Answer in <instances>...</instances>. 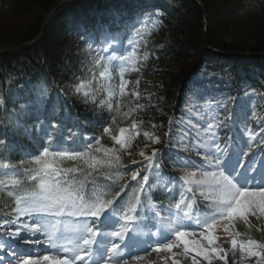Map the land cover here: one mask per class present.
Masks as SVG:
<instances>
[{"label": "trees", "instance_id": "trees-1", "mask_svg": "<svg viewBox=\"0 0 264 264\" xmlns=\"http://www.w3.org/2000/svg\"><path fill=\"white\" fill-rule=\"evenodd\" d=\"M44 1H0V17H7L11 22L9 25L0 23V48L25 43L40 33L43 17L35 23L29 8L31 4ZM46 1L49 4L47 8H50L57 0ZM92 1L97 0H77L73 4ZM122 1L125 13L121 18L115 20V16H109L111 11L106 10L102 13L105 22L112 17L114 25L120 26L123 21L147 12L155 15L162 24L152 30L144 41L141 54H147V59L140 57L137 70L127 76L129 83L125 94H118L112 110L106 105L101 106L96 98L73 96L67 91L65 77L49 68L42 58L45 50H48L45 38L30 47L0 55V137L4 144L15 151L22 149L30 152L31 156L38 155L44 148L35 132L27 135L26 132L21 133V129L13 130L12 123L17 119L23 120L27 126L32 121L43 119L46 122L43 131L50 129L51 121L59 120L61 129L57 133L78 151L84 150L76 146L84 144L83 135L95 134L101 143L94 147L93 152L103 160L106 159L104 152L95 151L96 148H117V154L121 156L119 163L97 164L94 168H90L83 159L63 160L62 163L65 169H78L68 172V180L74 185L80 181H93L100 183L102 191L110 195L119 191L124 184L132 186L133 182L131 177H126V171L139 168L138 163H132V160L140 161L139 146L149 141L151 136L165 140L169 117L180 108V90L185 86V92L190 91L191 82L203 70L210 75H225L231 79L230 88L226 90L227 97L246 88L264 95V56L245 54L264 52V20H260L261 24H256L257 27L253 24L225 25L223 28L213 26V30L204 38L203 10L196 0ZM202 1L208 10V0ZM97 3L106 9V0H98ZM71 5L72 2L64 4L58 12L63 11L61 17L70 24L68 32L75 36L76 26L72 23L74 18L69 10ZM238 10L243 15L261 12L264 10V0H241ZM96 18V14H93V21ZM205 43L232 56H219L225 54L207 49ZM213 56L229 61L230 67L234 65V71L210 68L213 67L210 64L214 60ZM232 72L235 77H232ZM24 112L26 115H23ZM133 121L136 124L134 131L139 134L134 136L128 148L121 149L110 136L103 133L105 127H111L114 135L118 134L121 127L131 130ZM55 132L51 131L50 134L55 135ZM4 144L0 147V157H6ZM26 184L29 183L26 181ZM7 193L8 190L0 188V212L13 207L14 197ZM128 195L130 189L126 188L120 198L124 199Z\"/></svg>", "mask_w": 264, "mask_h": 264}, {"label": "snow or ice", "instance_id": "snow-or-ice-1", "mask_svg": "<svg viewBox=\"0 0 264 264\" xmlns=\"http://www.w3.org/2000/svg\"><path fill=\"white\" fill-rule=\"evenodd\" d=\"M144 59H147V54ZM122 60L134 66L136 55L134 52L129 53L123 56ZM125 71H127V67H121V83L119 84L121 96L125 94V87L128 83L123 80ZM83 87L85 86H78L76 91L80 92ZM109 95L111 96L113 93L110 92ZM108 107L112 108V104L109 103ZM224 107L226 110V106ZM230 116L231 114L229 117H225V121ZM211 119L213 123H208L205 129L211 135L203 141L198 140L193 145L196 155H201V150L203 151L202 159L197 162L190 157L181 161L186 166L198 171L188 172L183 177L184 183L181 185L183 191L180 201L175 204L176 211L172 212L169 209L172 219L165 224L163 221L167 218L160 217L159 212L156 213L162 222L156 226L155 235L159 237V241L167 240L169 234L173 235L175 239L169 240L167 243L157 242L152 251H171L174 247L182 244L185 254L194 253L191 256L192 264H201L198 257L207 261V264H213V261L229 264V253H231L232 264H236L237 259L240 264H264V242L250 237L240 238L239 232L228 229V226H234L236 221H243L251 227L249 217H255L257 220L264 218V171L253 174L255 169H248L243 163H240V159L248 155L247 152L230 154L227 143L221 146L215 129L226 125L224 121L217 122L218 116H213ZM135 128L136 124L133 121L131 130L121 127L118 134L114 135L111 127H105L103 133L110 136L123 149L130 147L134 136L139 134L134 131ZM88 139L85 137L83 145H76L83 147V151H66L62 150L65 147L64 142L54 139L53 135L49 134L47 146L38 155L33 156L31 160L19 162L20 165L33 164L36 166L34 174L29 175L28 178L38 182V190L18 196L13 209L15 218L0 221V233H3V237L0 238V264H96V261L93 260L94 245L100 264H121L124 249L139 243L134 239L135 224L143 217L137 215V209L141 208L142 210V197L151 200V191L155 185L148 182L149 175L154 168H159V164H153L154 159H158V150L153 149L151 155L148 156H145L144 152L140 153V156L147 161L142 169L146 174L140 176L141 169L131 172V180L137 181V186L130 189L128 206L121 216L122 222L114 221L111 215L104 216L105 224H118L119 226L116 231L101 233L98 229L94 230L91 225L101 223V216L113 205V200L125 192L129 186L127 184L120 186L113 199L109 200H104L95 194L93 198L87 199L82 191L77 195L70 190L72 182L63 180L61 177L66 172H74L78 169H62L58 166V161L83 159L89 163L90 168H94L97 164L112 165L121 161V156L117 154L119 151L117 148H96L95 151L104 152L105 160H97L92 157L94 145L87 143ZM156 142H159V137L156 138ZM100 143V139L95 140L96 145H100ZM3 144L4 140L0 139V146ZM128 154L131 155V153ZM132 163H138V161L132 160ZM9 167L14 169L16 165L0 163V168ZM198 175L199 178H197ZM137 177L140 179L137 180ZM5 183V180H0V185ZM7 183L18 185L20 181L11 177ZM185 192L191 193V197L186 196ZM197 192L200 197L209 202V211L192 215L188 211H184L181 206L184 205V208L192 209L197 199ZM186 200L188 203H185ZM61 216L73 225L69 228V225L65 224V228L75 235V241L69 240L67 245L57 243L58 239L64 238V234H61V237H55V232L58 231L56 225L51 226L52 232L49 233V218ZM21 217L26 219L21 220ZM56 223L59 224L60 221L57 220ZM221 224L231 238V247L227 250L216 243L218 239L215 234L216 229ZM194 228L203 229L199 233L200 239L195 238L197 236L195 231H189ZM130 232L133 233L131 237L129 236ZM21 233L25 235L22 236ZM38 233L45 235L46 238L43 241L25 238L26 236L35 237ZM98 235L105 237L110 235L112 237L110 246L98 243ZM126 238L129 240L127 244L125 243ZM4 240L7 243L3 242ZM41 243L51 246L46 250L48 254L41 255L30 247H25V245ZM122 244L124 248L121 247ZM134 259L139 260L140 257L136 256ZM123 264H127V261H124Z\"/></svg>", "mask_w": 264, "mask_h": 264}, {"label": "rangeland", "instance_id": "rangeland-1", "mask_svg": "<svg viewBox=\"0 0 264 264\" xmlns=\"http://www.w3.org/2000/svg\"><path fill=\"white\" fill-rule=\"evenodd\" d=\"M0 1L9 2L11 0ZM200 1L203 3L202 0ZM97 2L98 0L96 2L92 1V3L95 4L93 6L91 2H80L78 4H73L72 2L69 10H71L70 14L72 18H74L75 24L73 21L72 23L76 26L74 30L77 35L75 36H72L71 33L69 34V21L61 17V12L63 11L61 10L58 12L60 7L54 11L44 37L47 40L46 43H48V50H45L42 58L49 68L57 71L61 74V76L65 77V88L71 95L80 97L84 96L87 98H90V96L95 97L103 102L102 104L108 105L109 103L112 104V99L117 92V86L113 84L116 67H118L119 70H121V67H134L124 62L122 57L132 53L136 48L135 39L138 36V33L134 35V41L128 42L127 39L130 38L129 36H125L122 32L108 31L107 27L102 25H100L101 27L99 28H93L92 31H87V22L93 21V14L101 16L102 13L110 10L116 14V16H120L125 11L122 0H106V9L100 6ZM208 2V10L205 8L202 20L204 38H207L208 33L213 30V26L216 28H223L225 25L230 26L235 24L245 26L250 24L259 25L261 24L259 21L264 20V10L261 12L254 11L252 13H248L247 15L241 14L238 10L241 6V0H208ZM48 6L49 4L46 0L43 3L30 5L29 9L33 12V19L35 23H37L42 17L44 19L45 15L51 8H47ZM255 19L259 20L256 21ZM9 21V18L7 17H0V23L2 24L9 25L11 24ZM141 23H144L143 25H140L139 30L141 31L145 30V28L150 25L151 28H159L162 24L158 22L152 23L150 17H146L142 22H137V24ZM81 31H83L86 36L84 41H81V38H79ZM206 45L207 43H205V46ZM219 56L229 57L232 55L227 53ZM247 56H251V54ZM213 59L216 61H211L210 64H212L213 67L210 68L228 69L230 72L231 70L234 71V65L230 67V62L225 61L226 59L218 56H213ZM232 77H235L233 72ZM123 80L127 81L126 78H123ZM230 80L231 79L225 75H213L208 77L202 76L197 81L194 80V83L191 82L193 84L192 91L184 96V104L182 106L181 113L179 115L173 114L169 118L172 131L171 135L169 133L170 139L167 140V142H172L174 148L178 150L177 152L179 153V157L177 156L176 159H174L175 162H173V166L177 169L179 175H181L182 181L183 177L188 172L198 170L186 166L181 163V161L187 160L190 157L195 159L197 162L202 159L203 151L201 150V155H196V150L193 148V145L196 144L198 140L203 141L211 135L205 131L207 124L213 123L211 117L218 116L219 118V116H221V110L225 109L224 106L228 109L227 103L229 102L224 96L225 90L229 87ZM80 85H84L85 87H83L80 92H77L76 88ZM110 92L113 93V95L110 96ZM85 93H87V95H85ZM179 93L182 97V91ZM260 95L261 94L251 89H247L244 95L237 98V104L233 107L235 113L231 115L229 126H221L215 129L218 138V134L220 133L219 131L222 127L233 132V138H219V143L221 146H224L227 143V145H229V153L233 150L234 153L247 152L248 155L246 157H242L240 159V163H243L248 169H255V173L253 174H259L264 171V151H262L264 141L260 142L261 138L264 137V115L260 114L257 110V101ZM218 105L220 106L218 107ZM221 121H224L225 124V119ZM156 138L157 136H151L149 141L147 140V142L139 146L138 153L139 159L141 160L139 164H147L144 157L140 156L141 152H144L145 156L151 155V151L159 148L163 143L161 138H159V142H156ZM87 141L92 142L93 139L89 138ZM233 141L235 142V145L233 144ZM168 145L170 144L168 143ZM243 146L246 147V149ZM167 148L168 150L170 149L169 146ZM249 148H251V151H249ZM98 159H101V157ZM160 172L161 170L159 166L158 169L154 168L153 172L149 175L151 184L155 185L154 188L168 185V181H163L162 178H159ZM145 174L146 173H144V175ZM197 178H199V175ZM153 210L150 209L148 211L147 209V213L142 211L141 215L143 219L140 221L147 223L150 219H152V217L156 218L155 215L152 214ZM249 222L252 225L251 227L243 221H236L234 226L229 225L228 229L229 231L239 232L241 234L240 238L250 237L260 242H264V218L257 220L255 217H249ZM151 225L154 224L151 223ZM143 226L147 225L143 224ZM156 226L157 225H154V228H156ZM237 226L240 229L242 228L243 232H241ZM136 227L138 228L139 226ZM223 229V224L218 225L215 233L216 236L219 238L223 235L224 238H228L227 241L230 242L231 238L227 234L222 233V231L225 230ZM139 231L141 232V230ZM65 232V235H70L71 231L66 230ZM196 233L197 236L195 238L200 239V232L196 231ZM66 239L67 242L63 245H67L69 240L73 241L71 237ZM173 239L175 238L173 237ZM158 240L159 239L157 238V241ZM222 242L226 244V242ZM176 247L177 250L174 249L175 247L173 248V250H176V256H174L175 259L178 258V260H182V263L185 264H192L191 256L194 255V253L185 254L182 244ZM165 251L166 250H160L155 252V257L147 256V259L151 261V264H163L167 258H170V255ZM159 255H165L162 261L159 259ZM154 259L158 260L155 261ZM198 259L201 260L202 264V259L199 257ZM133 262L141 264L142 261L139 259L133 260ZM175 264L179 263L176 262ZM217 264H223V262L219 261Z\"/></svg>", "mask_w": 264, "mask_h": 264}, {"label": "bare ground", "instance_id": "bare-ground-1", "mask_svg": "<svg viewBox=\"0 0 264 264\" xmlns=\"http://www.w3.org/2000/svg\"><path fill=\"white\" fill-rule=\"evenodd\" d=\"M224 230V229H223ZM196 232V231H195ZM222 233H225V234H227V232L224 230V231H222ZM220 234V233H219ZM218 234V235H219ZM222 235V234H221ZM228 235V234H227ZM218 237V236H217ZM26 239L27 238H31V239H39V240H41V241H43L46 237H45V235H40V234H37L35 237H28V236H26L25 237ZM227 239L228 238H224V236L222 235V236H220L218 239H217V241H216V243L218 244V245H220L221 247H223L224 249H230V247H231V243L230 242H228L227 241ZM159 241V240H158ZM222 241H224V242H226V244L225 243H223ZM51 248V246H48V247H43L41 244H39L38 245V247H37V249L36 248H34V247H31V249L33 250V251H35V252H38L39 254H41V255H45V254H48V252L46 251V250H48V249H50ZM176 248V247H175ZM150 250V248L148 247V246H143L139 251L140 252H138V253H136L137 251H132V252H130V253H132V254H124V256L121 258V261L122 260H130V259H132V260H134V257H136V256H139L140 257V260L142 261L141 262V264L143 263V264H151V261L150 260H148L145 256H148L149 255V253H148V251ZM168 252V254L170 255V258H167L166 259V261H164L163 262V264H175L176 262L177 263H179V264H185V263H182V260H178V258L177 259H175V257L174 256H176L175 255V253L173 252V249L171 250V251H167ZM192 254V253H191ZM152 256V255H151ZM165 256V255H164ZM164 256H161V255H159V259L162 261L163 260V258H164ZM155 257V256H154ZM174 257V258H173ZM229 257H230V261H229V264H232V259H231V253H229ZM181 259V258H180ZM202 259V258H201ZM155 261H157L156 259H154ZM185 261V260H184ZM217 262H219V261H213V264H217ZM127 263H129V264H131L132 262L130 261H127ZM136 264V263H135ZM202 264H207V261H204L203 259H202ZM236 264H240V261L237 259L236 260Z\"/></svg>", "mask_w": 264, "mask_h": 264}, {"label": "water", "instance_id": "water-1", "mask_svg": "<svg viewBox=\"0 0 264 264\" xmlns=\"http://www.w3.org/2000/svg\"><path fill=\"white\" fill-rule=\"evenodd\" d=\"M68 1H71V0H57L52 6L51 8L49 9V11L47 12V14L45 15L44 19H43V22L41 24V29H40V33L35 37L33 38L32 40L30 41H27L25 43H22V44H19V45H12V46H7V47H3V48H0V55L2 54H5V53H9V52H12V51H15V50H20V49H24V48H27L35 43H37L38 41H40L46 34V29L49 25V22H50V19H51V16L52 14L54 13V11L61 5V4H64ZM198 2V4L201 6L202 10H203V13H205V7L203 5V3H201L200 0H196ZM207 25V23H206ZM207 47L212 49V50H216V51H219L217 48H211L209 44H207ZM248 54V53H247ZM254 55H264V52L262 53H252Z\"/></svg>", "mask_w": 264, "mask_h": 264}]
</instances>
